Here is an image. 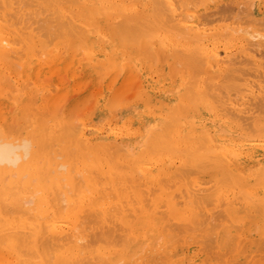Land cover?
Wrapping results in <instances>:
<instances>
[{"label":"bare ground","instance_id":"1","mask_svg":"<svg viewBox=\"0 0 264 264\" xmlns=\"http://www.w3.org/2000/svg\"><path fill=\"white\" fill-rule=\"evenodd\" d=\"M235 1L0 0V264H264V11Z\"/></svg>","mask_w":264,"mask_h":264},{"label":"rangeland","instance_id":"2","mask_svg":"<svg viewBox=\"0 0 264 264\" xmlns=\"http://www.w3.org/2000/svg\"><path fill=\"white\" fill-rule=\"evenodd\" d=\"M242 1V0H241ZM240 0H238V1H235L234 2V4L233 5H235L236 6V3H239V5L241 4L240 2H241ZM250 1V0H249ZM243 4V3H242ZM246 4H248V2L246 3ZM256 4H258V5H260L261 4V6L262 7H264V2H261L260 0L258 1V2H256L255 3V5ZM238 5V6H239ZM243 6H245V3H244V5ZM237 7V6H236ZM261 7V10L262 11H264V8H262ZM242 8V7H241ZM234 9H235V7H234ZM239 9V8H238ZM237 9V10H238ZM236 10V9H235ZM262 14H264V13H262ZM232 18V20L234 19L233 17H231ZM231 18L229 19V17L226 19V20H223L224 21V23L227 21V23H231L232 22V20H231ZM223 21H221V23L223 22ZM216 22V23H215ZM214 22V24H220V21H215ZM232 23H234V22H232ZM223 45V44H222ZM230 49L231 50H234L235 51V49H236V47L233 45V48H232V46H230ZM171 53H175V52H173L172 50L170 51V54ZM176 53H178V60H180V58H182V54H181V52L180 51H176ZM176 53L175 54H173V57H177V56H174V55H176ZM181 56V57H180ZM173 59H177V58H173ZM182 61V60H181ZM184 61V60H183ZM182 61V62H183ZM187 65V64H186ZM81 66V67H80ZM192 67H195L196 68V66H192ZM79 70H81L82 72L79 74V76H81V75H83V76H81V77H79L80 79H78L76 82L74 81V80H72V79H68V77H66L67 79H66V81L68 80V84H70V89H71V91H70V93H69V100L72 98V96H73V98L74 99H71L72 101H74L73 103H72V101L70 102L71 103V105H73V106H71V107H69L70 108V110L69 109H67V115L68 116H74V114H77L74 118H76L77 116L78 117H81L82 115V119L84 118V116H87V117H85V118H90V117H93L94 116V114H93V112H92V110L94 109V108H96V104L97 103H95V101L96 102H98V100L100 101L102 98H101V96L99 95V93L101 92V91H103L104 92V90L107 92L108 90H106L105 88H103L104 86H105V84H106V81H107V79H106V73L105 72H103L104 70L99 66V67H96L95 68V70H96V75H98L99 77L100 76H104L103 78V80L102 79H100V83L98 82L99 81V78H98V81H96L97 82V84L96 83H93L92 82V80H91V78L90 77H88L87 76V72L85 73H83V71L84 70H82L81 68H82V65H79ZM195 68L194 69H192L193 71L195 70ZM102 69V70H101ZM98 71H100V73H102V74H100ZM98 73V74H97ZM103 73H105V74H103ZM192 74H195L194 72H191ZM89 75V74H88ZM120 75H122V73H119L118 75H117V77H116V79L118 78V76L120 77ZM88 78L91 80V81H89L88 80ZM102 78V77H101ZM114 78H115V76H114ZM114 78H112L113 80H114ZM106 79V80H105ZM138 79V78H137ZM83 80V81H82ZM85 80H87V81H85ZM113 80H111L112 82L111 83H113ZM85 81V82H84ZM103 81H104V84H103ZM116 81V80H115ZM176 81H179V77L177 76V74H173V72H172V82H176ZM72 82V83H71ZM81 82V83H80ZM80 83V84H79ZM109 83H110V81H109ZM136 83V84H135ZM73 84V85H72ZM77 84H78V86H77ZM82 84V85H81ZM92 84V85H91ZM93 84H96V87H95V85L93 86ZM99 84V85H98ZM177 87H179L178 89H180V87L182 86V84H181V82H177ZM76 85V86H75ZM103 85V86H102ZM112 84H110V86H111ZM130 86V87H128V86ZM137 85V82H135V80H132V82H128L127 84H126V87H125V85H124V87H121L120 86V92H119V95H118V97L120 96V98H121V96L122 95H124L125 96V98H121L123 101H126V99L128 100L129 99V97H130V95H131V93L133 92L132 90H134V88L136 89V86ZM74 86V87H73ZM133 86V87H132ZM83 87V88H82ZM97 87L98 88H100L99 90H100V92H99V90H97ZM131 87H132V89H131ZM72 88H73V90H72ZM123 88V89H122ZM91 91V92H90ZM95 91H97V93H96V95H95ZM74 93V94H73ZM84 93V94H83ZM128 93V94H127ZM94 94V95H93ZM125 94H127V96L125 95ZM71 95V96H70ZM81 96V97H80ZM124 96H122V97H124ZM127 97V98H126ZM89 102V103H88ZM69 103V104H70ZM87 103V104H86ZM91 103H93V104H91ZM99 104V103H98ZM97 104V105H98ZM85 106V107H84ZM82 108V109H81ZM84 109H86V110H84ZM90 110V111H89ZM16 111V109H14V111L12 110L11 112H12V116L11 117H13V119H11V120H13L14 121V112ZM77 111V112H76ZM89 111V112H88ZM87 112V113H86ZM91 112V113H90ZM14 115V116H13ZM89 116V117H88ZM77 119V118H76ZM79 120V119H78ZM12 121V123H14ZM105 131L106 130H102V132L103 133H105ZM121 138H123L122 136H120L118 139L120 140ZM122 140V139H121ZM145 144L144 143H142L141 145H140V150L142 149V147L144 146ZM61 159H63L62 157H60V158H57V162H56V164L59 166H57L58 167V169H59V171H60V173L61 174H65L64 172H66V170L64 171V169L61 167V162H62V160ZM58 161H59V163H58ZM64 171V172H63ZM11 261H13V260H11ZM10 264H11V262H10ZM12 264H13V262H12ZM15 264V263H14Z\"/></svg>","mask_w":264,"mask_h":264}]
</instances>
